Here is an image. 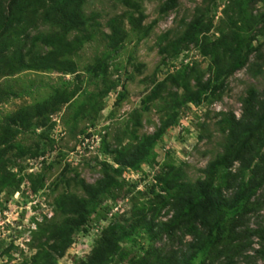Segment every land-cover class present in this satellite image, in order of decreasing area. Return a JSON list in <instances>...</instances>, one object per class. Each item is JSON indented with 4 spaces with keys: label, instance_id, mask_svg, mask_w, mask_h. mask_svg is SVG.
I'll list each match as a JSON object with an SVG mask.
<instances>
[{
    "label": "trees",
    "instance_id": "trees-1",
    "mask_svg": "<svg viewBox=\"0 0 264 264\" xmlns=\"http://www.w3.org/2000/svg\"><path fill=\"white\" fill-rule=\"evenodd\" d=\"M88 1L0 0V104L33 95L36 80L30 78L25 83L19 76L22 72L57 73L62 80L51 85L45 97L0 116V195L6 200L20 191L25 179L32 193L43 188L46 169L52 163L43 165L41 171L22 173L25 166L21 160L39 156L38 141L42 138L53 141L48 137L55 125L52 115L73 103L86 75L102 87L78 104L76 120L86 103L96 107L97 97L117 87L118 82L107 83V60L119 53L131 32L138 42L157 22L143 24L147 17L143 0H113L124 8L107 20L109 31L104 32L97 20L99 12L85 11ZM157 1L159 18L178 5V0ZM203 1L189 20H183L178 33L170 36L171 30H166L157 45L164 63L176 60L192 46L207 60V66L181 63L160 79L153 74L142 106L134 108L123 130L127 140L124 142L123 135H117L114 142L102 139L100 151L110 160L98 162L100 177L87 182L76 171L66 177L65 166L53 182L55 187L60 183L64 187L53 198L52 215L33 220L30 245L34 252L12 264H57L78 231L104 220L108 222L90 252L75 264H264V224L261 220L255 227L249 223L250 215L263 205L257 192L264 186V88L246 89L239 115L218 113L224 134L222 150L201 169L202 177L189 180L181 165L163 163L153 182L139 191L138 181L123 176L126 170L139 171L142 165L156 162L157 142L177 124L186 104L220 98L227 78L243 67L264 72V52L261 45L253 43L264 34V0ZM222 1L221 16L215 23L214 11ZM256 3L261 9L254 11ZM41 25L45 28L40 29ZM97 33L104 47L80 71L74 56ZM68 74H74L77 82L63 78ZM118 94L119 101L123 92ZM152 108L158 113V125L151 133H138L142 114ZM19 134L33 143L17 140ZM71 184L79 186L81 192L70 190ZM125 198L130 207L109 217L117 201ZM11 248L13 244L2 252L8 261L12 259Z\"/></svg>",
    "mask_w": 264,
    "mask_h": 264
},
{
    "label": "rangeland",
    "instance_id": "rangeland-1",
    "mask_svg": "<svg viewBox=\"0 0 264 264\" xmlns=\"http://www.w3.org/2000/svg\"><path fill=\"white\" fill-rule=\"evenodd\" d=\"M223 1L214 11L215 23L221 16ZM203 3V0H178L176 8L159 18L158 1L143 0L142 8L147 16L143 24H148L154 19H157V22L153 25L151 32L138 42H136L134 32H131L129 40L125 42L119 53L107 60V83L118 82L117 87L103 97H97L96 105H100L98 110L97 106L86 103L85 107L80 109L81 113L77 115L76 120L75 112L79 110L78 104L85 98L87 100L92 92H96L98 88L102 87L101 82H94L92 79L91 81L86 75L81 83L82 89L73 103L64 105L60 112L52 115L55 125L49 131L48 137L53 141L48 143L46 139L42 138L38 141L39 156L21 160L25 166L22 173L38 172L43 170V165L52 163L51 167L46 169L43 188L37 193H32L29 182L25 179L20 184V191L14 192L12 198L6 200L0 195V264L20 262L25 256H30L34 252L35 249L30 245L33 244L31 231L35 229L33 220L39 221L44 215L46 217L52 215L53 198L64 187L63 183L55 187L53 182L59 179L57 176L61 171H64L65 166L67 167V170L64 171L66 177L72 176L75 171L87 182H94L100 177L98 162L103 158L110 160L100 151L102 139H105L106 142H114L117 135H123L124 142L127 140L126 134L123 133L125 125L134 108L142 106L141 99L148 91L151 85L150 78L154 73L155 77L160 79L165 72L175 70L181 63L197 62L201 68L207 66V60L201 57L198 50L192 46L182 51L176 60L169 59L164 63L157 45L158 37L162 33L166 30H171L170 36L178 33L183 28V20H189L195 7L202 6ZM259 6L260 3H256L254 11L258 10ZM123 8L120 3H114L113 0H90L85 4L87 13L99 12L97 20L100 22V29L104 32L109 31L107 20ZM39 28L44 29L45 25H41ZM253 43L261 45L260 49L264 52V34L258 35ZM103 47L104 43L100 34L97 33L96 38L86 42L78 55L74 56L79 65L78 69L81 71L84 65L93 62ZM258 62H261V59ZM262 67L264 70V63ZM19 76L25 83L30 78L35 79L37 88L31 96L12 98L6 103L0 104V116L16 110L24 103L32 102L33 99L45 97L51 85L57 86L62 81L57 73L22 72ZM63 78L73 82L78 80L74 74L65 75ZM87 79L90 82L87 83ZM226 81L227 87L220 98L199 105L188 103L181 109L177 124L166 130L154 148L155 163L144 164L139 171H124L123 176L126 179L139 182L136 190H146L147 186L153 182L154 174L159 172L163 163L181 165L186 173V178L192 181L203 176L201 169L216 153L222 150L224 134L218 124V113L233 111L239 115L241 97L245 95L246 89L249 86H255L260 90L264 88V72L254 73L243 67L235 71ZM120 91L123 92V97L118 101ZM83 112L85 115H82ZM142 123L138 133L153 132L155 126L158 125V113L154 108L142 114ZM26 137L28 136L19 134L16 139L33 143L31 138ZM36 140L35 136V142ZM70 190L81 192L79 186L74 184H71ZM229 192L230 190L227 191V193ZM257 194L260 195V198L262 196L263 205L250 215L249 223L252 227H255L260 220L264 224V186L258 190ZM138 197L141 199V196ZM129 207L130 200L119 199L108 216L120 214ZM107 222L104 220L90 226L86 231H78L74 243L57 261V264H75L78 259L84 258L90 252L100 229ZM188 238L189 236L186 237V240ZM10 244H13L14 248L10 250L12 259L8 261L7 256L2 252ZM175 246L178 244L176 243ZM254 247H258V245L255 243ZM237 264H242V262Z\"/></svg>",
    "mask_w": 264,
    "mask_h": 264
}]
</instances>
